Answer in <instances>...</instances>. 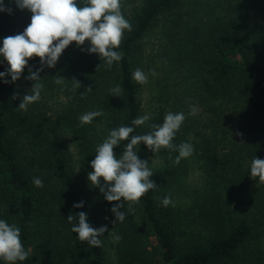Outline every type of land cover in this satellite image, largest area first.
<instances>
[{"label":"trees","instance_id":"obj_1","mask_svg":"<svg viewBox=\"0 0 264 264\" xmlns=\"http://www.w3.org/2000/svg\"><path fill=\"white\" fill-rule=\"evenodd\" d=\"M214 1L138 0L129 20L132 31L125 30L115 49L122 60L108 68L98 54L73 42L54 68L40 73L41 99L27 111L18 110L20 99L11 97L31 89L35 82L24 77L28 67H40L39 58L29 60L16 82L0 80V219L20 228L29 252L16 264H108L104 242L91 248L72 233L67 217L81 211L95 228L100 214L110 220L114 264H264V183L250 176L252 159H264V0ZM85 2L77 0L80 7ZM4 4L12 14L0 12V46L4 37L22 33L32 15L14 0ZM155 25H160L165 70L147 108L151 119L133 126L132 120L144 115L140 85L132 78L134 62ZM89 46L86 41L81 47ZM7 68L0 56V72ZM60 75L64 85L53 81ZM73 78L81 83L75 91ZM116 85L121 97L110 96ZM88 86L92 91L81 97ZM59 94L64 104L46 110L47 98ZM190 105L199 109L197 115H189ZM88 106L104 111L98 138L91 124L79 122ZM168 112L185 114L173 143L190 142L194 153L177 165L178 152L158 151L163 165L152 168L150 177L158 189L149 190L135 213L114 226L110 209L117 202L106 201L87 180L96 147L122 125L135 128L131 135L146 134ZM126 143L113 149L117 158ZM144 146H138L139 158ZM193 162L202 183L185 195L183 182ZM33 177L44 186L36 187ZM168 195L173 204L161 206L157 198ZM180 197L187 200L179 203ZM81 201L84 207H73ZM127 208L126 202L122 210ZM113 234L122 239L114 241Z\"/></svg>","mask_w":264,"mask_h":264},{"label":"clouds","instance_id":"obj_2","mask_svg":"<svg viewBox=\"0 0 264 264\" xmlns=\"http://www.w3.org/2000/svg\"><path fill=\"white\" fill-rule=\"evenodd\" d=\"M13 0H10V3ZM17 8L27 9L31 12L30 23L22 33L6 36L0 46V56L8 64L4 72H0V80L4 83H14L19 80L29 60L38 57L40 67H28L26 80L34 81L31 89L22 97L14 93L11 99H20L18 110L27 111L28 106L41 99L44 85L40 83V73L47 68H54L58 63L64 50L73 42L81 51L88 54H98L100 61L111 68L114 62L123 58V53L116 51L121 45L125 30L132 31L131 23L122 13L121 0H86L83 7L78 6L77 0H14ZM0 12L12 14V9L0 0ZM89 43L87 49L82 48L85 42ZM100 67L97 65L96 70ZM153 76L157 75L155 70H150ZM10 76L11 80L5 79ZM56 85H64L63 76L52 77ZM133 80L139 85L148 83V76L136 68L132 72ZM73 81L72 90L81 88L77 79ZM64 88H61L63 91ZM92 87L88 86L81 97L90 93ZM122 88L116 85L109 89L110 96L121 97ZM199 109L190 105L189 115L195 116ZM103 111H89L79 116L81 125L91 124L95 118L102 117ZM151 119L150 114L139 116L132 120L133 126L145 125ZM186 116L183 112H168L165 114L162 124H151L149 131L142 135H131L135 128L133 126H119L109 131L104 141L96 147L95 158L91 161L93 171L87 175L91 187L98 188L104 199L108 202H117L110 209L114 214L115 226L117 222L122 223L126 215L135 213V205L140 203L149 190L158 189L150 177L153 176L147 160L138 157V146L143 143L149 150L156 153L161 149L169 152H178L174 163L179 164L182 159L191 157L194 146L190 142L173 143L177 132L181 129ZM242 135V133H236ZM194 138V137H192ZM127 141L122 154L117 158L113 149ZM250 176L253 180L258 178L264 183V159L254 157L250 165ZM101 179L103 183H101ZM33 184L42 188L43 181L39 177H33ZM160 205L168 207L173 204L171 196L157 198ZM127 202V212L123 211ZM74 208L84 207V202L73 204ZM107 219V218H106ZM67 221L72 224V233L78 234L76 239L86 242L91 248H100L103 245L101 237L108 232L107 225L95 228L88 222V214L79 212L70 213ZM75 221V223H73ZM110 233V232H109ZM114 241L119 242L122 237L113 234ZM29 252L25 250L21 242V230L15 224H9L0 219V259L7 264H16L17 261H25Z\"/></svg>","mask_w":264,"mask_h":264},{"label":"rangeland","instance_id":"obj_3","mask_svg":"<svg viewBox=\"0 0 264 264\" xmlns=\"http://www.w3.org/2000/svg\"><path fill=\"white\" fill-rule=\"evenodd\" d=\"M203 2H216L214 0H201ZM225 1V0H224ZM122 3V13L125 16V18L129 21L131 16L134 14L135 9L138 7L139 2L138 0H121ZM161 32H160V25H155L150 31L147 32V34L143 37L141 41V48L138 51L139 55L136 56V62H134L137 65V68H140L147 76H148V83L145 85H140V98L142 100L143 104V112L144 115L148 112V107L151 101V97L154 96L157 89V81L162 77L163 71L165 70V63L162 60V49H161ZM150 70H155L157 75L153 76L151 74ZM164 80V79H163ZM46 103V110L50 112L56 111L60 106L64 104V97L62 94L56 95L51 98H47ZM88 112L89 111H103L101 109H98L92 106L87 107ZM104 112V111H103ZM104 118V115L102 117H97L94 119V121L91 123V132L96 135H101V127L104 123L101 122V120ZM95 132L97 134L95 135ZM96 138H98L96 136ZM67 141L69 145L70 138L67 136ZM73 144L70 145V148H73ZM75 157V156H74ZM140 158L142 160H147L151 169L154 167H160L163 165L162 158L158 154V152L154 153L151 150L148 149L147 146H144L140 149ZM197 163H189L188 168V174L186 175V179L183 182V192L185 195L187 192L192 189L193 187H196L202 183V173L197 167ZM187 200V197H180L178 198L179 203H184ZM99 213V212H98ZM97 213V214H98ZM99 218V226L107 225L108 232L104 233V236L101 237L102 241L104 242V246L106 248V256H107V263L108 264H114L115 258L112 253V249L110 248L109 244L111 241V224L110 220L105 214H100ZM107 218V219H106ZM110 232V233H109ZM104 238V239H103ZM106 240V241H104ZM152 245H156V241L152 239L151 241ZM150 248V246H149Z\"/></svg>","mask_w":264,"mask_h":264}]
</instances>
